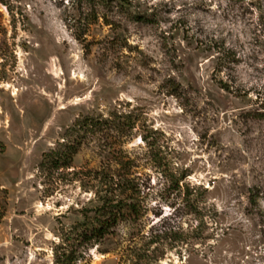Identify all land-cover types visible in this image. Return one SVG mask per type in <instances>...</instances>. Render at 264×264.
<instances>
[{"label":"rangeland","instance_id":"1","mask_svg":"<svg viewBox=\"0 0 264 264\" xmlns=\"http://www.w3.org/2000/svg\"><path fill=\"white\" fill-rule=\"evenodd\" d=\"M66 259L264 264V0H0V264Z\"/></svg>","mask_w":264,"mask_h":264},{"label":"trees","instance_id":"2","mask_svg":"<svg viewBox=\"0 0 264 264\" xmlns=\"http://www.w3.org/2000/svg\"><path fill=\"white\" fill-rule=\"evenodd\" d=\"M125 212L127 214L134 215L136 214V207L132 203H125V204H116L113 212L110 210L102 211L99 217L95 216L97 220V225L94 226L91 230L90 236L99 239L104 236V234L108 231L109 227L115 225L119 220H122ZM62 264H70V259H66L62 261Z\"/></svg>","mask_w":264,"mask_h":264}]
</instances>
